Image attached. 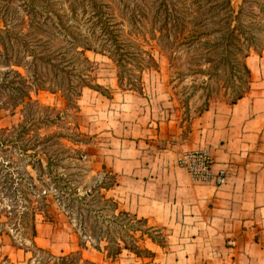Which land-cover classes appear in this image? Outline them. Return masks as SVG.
<instances>
[{
    "label": "trees",
    "instance_id": "obj_1",
    "mask_svg": "<svg viewBox=\"0 0 264 264\" xmlns=\"http://www.w3.org/2000/svg\"><path fill=\"white\" fill-rule=\"evenodd\" d=\"M253 2L257 0H241L236 10L233 0H0V111L22 107L23 116L12 127H0V234L9 235L14 243L28 238L37 246V215L47 217L53 195L60 205L67 201L63 208L83 239L82 248L92 242L107 258L115 260L127 250L155 264L156 252L148 243L164 248L167 229L150 225L148 219L122 208L117 198L108 195L118 183L110 171V182L103 178L83 192L73 188L67 174L57 168L62 158L54 155L66 153L63 159L71 161V152L80 150L63 144L65 134L42 133L43 126L61 119V113L33 99L32 93L62 92L71 102L87 87L111 96L96 81L95 63L87 51L108 56L115 63L120 88L144 92L143 72L158 62L152 53L142 56L143 50H135L136 45L122 38L117 6L131 27L150 23L154 35L172 28L191 34L195 19L206 20L210 8L220 7L226 10V18L213 31H225L224 37L232 41L242 33L244 12ZM244 67L251 78L246 63ZM249 88L250 80L232 102ZM91 196L93 200L88 199ZM53 260V264H77L76 260L95 264L80 252ZM0 264L21 263L5 256Z\"/></svg>",
    "mask_w": 264,
    "mask_h": 264
},
{
    "label": "crops",
    "instance_id": "obj_2",
    "mask_svg": "<svg viewBox=\"0 0 264 264\" xmlns=\"http://www.w3.org/2000/svg\"><path fill=\"white\" fill-rule=\"evenodd\" d=\"M246 64L251 78L244 96L214 103L187 131L157 112L139 111L136 102H144L137 100H148L145 85L142 94L123 89L121 112L111 103L103 113L107 120L96 130L106 135L101 166L116 175L111 190L122 208L167 229L164 248L148 243L163 249V264H264V50ZM118 90L101 96L114 101ZM202 149L215 169H228L225 185L197 183L180 166L183 153ZM170 239L179 245L168 246Z\"/></svg>",
    "mask_w": 264,
    "mask_h": 264
},
{
    "label": "rangeland",
    "instance_id": "obj_3",
    "mask_svg": "<svg viewBox=\"0 0 264 264\" xmlns=\"http://www.w3.org/2000/svg\"><path fill=\"white\" fill-rule=\"evenodd\" d=\"M240 3L241 0H233L236 10ZM196 9L197 6L192 8ZM115 14L118 15L116 19L123 22L122 38L126 43L136 45L135 50L138 48L143 50L142 56H145L146 52L152 53L158 62L156 67L143 72L148 100H137L144 102L143 104L136 102L141 107L139 111L146 108V111L151 113L157 112L165 119L173 120L184 131L188 130L190 120L205 109L217 102H232L244 91L250 80V75L244 67L247 57L264 50V0H257V3L253 2L246 8L243 16L245 27L232 41L224 37L225 31H213L214 28H218V22L226 18V10L220 7L210 8L206 20L195 19L191 34H188L189 31L181 33L172 28L169 32L156 31L154 35L150 31V23L144 22L142 25L131 27L127 20L119 15L118 6L115 7ZM145 28L148 30L146 33ZM138 32H141V35H138ZM86 55L95 63L96 81L110 92L111 96L108 97H112V92L119 89L116 100L109 101L107 98L103 100L101 96L103 93L87 87L82 90L81 96L76 98V102H68L62 92L41 90L32 93L33 99L55 108L54 113H61V119L56 120L54 125L43 126L42 133L65 134L66 138L61 139L63 144L80 150L71 152L74 156L71 161L63 159L66 153L54 155L55 159L62 158L57 166L58 170L67 174L73 188H80V192L95 186L97 181L103 178L108 182L111 180L112 175L101 166L102 149L99 142L105 141L103 138L106 135H100L96 130L101 129L100 122L107 120L103 113L108 105L111 108V103L115 106L119 104L121 112V104L125 102L124 92L128 91L120 88L117 67L108 56L92 51H87ZM128 65L134 68L135 64L128 62ZM131 105L132 101H129V110L132 109ZM21 108L0 111V127H12L20 122L23 118ZM134 111L139 112L137 109ZM95 115L99 118L96 119ZM115 118L112 117V120ZM80 156L82 158H77ZM96 194L95 192L94 195ZM108 195L113 196L112 190ZM49 199L51 208L47 217L43 214L37 215L36 226L39 227L37 246L28 238H18L14 243L9 235L0 234V261L8 256L12 261L21 264H27L29 261V264H53L54 257L64 256L70 251L84 255V248L80 245L83 239L63 208L67 201L60 205L55 196L50 195ZM88 199L93 200L92 196ZM171 240L168 246L179 245L175 240ZM87 245L85 255L95 264H147L150 261L148 258L137 257L127 250L113 260L107 258L103 250L95 248L94 243L87 242ZM156 252L159 255L155 264L158 262L163 264L165 261L163 249L157 248ZM76 262L87 264L83 261Z\"/></svg>",
    "mask_w": 264,
    "mask_h": 264
},
{
    "label": "built area",
    "instance_id": "obj_4",
    "mask_svg": "<svg viewBox=\"0 0 264 264\" xmlns=\"http://www.w3.org/2000/svg\"><path fill=\"white\" fill-rule=\"evenodd\" d=\"M179 164L189 172L197 183L221 187L228 181V169L226 167L215 169L212 155L206 149L183 153Z\"/></svg>",
    "mask_w": 264,
    "mask_h": 264
}]
</instances>
